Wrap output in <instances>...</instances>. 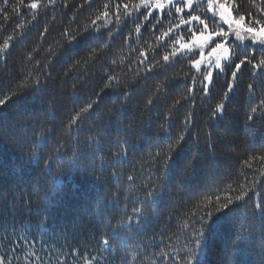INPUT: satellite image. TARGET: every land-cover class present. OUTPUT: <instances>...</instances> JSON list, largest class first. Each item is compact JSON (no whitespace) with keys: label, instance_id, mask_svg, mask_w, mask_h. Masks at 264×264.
<instances>
[{"label":"trees","instance_id":"1","mask_svg":"<svg viewBox=\"0 0 264 264\" xmlns=\"http://www.w3.org/2000/svg\"><path fill=\"white\" fill-rule=\"evenodd\" d=\"M115 2L139 4V0ZM237 2L243 5V25L248 27L247 13L251 10L255 15V8L250 9L248 0ZM31 3L38 8L30 10ZM104 3L111 6L112 0H91L90 4L85 0H55V4L49 0H7L5 4L0 0V9H4L0 11V47L5 41L9 45L0 53V99L5 100L0 106V256H20L13 264H24L28 248L11 251L9 236L15 240L25 235L37 240L32 251L51 259V264L58 259L65 264H86L81 258L84 253L89 259L102 255L100 264H160L159 248L183 247L187 230L181 225L187 219L185 213L196 212L193 204L214 187L225 189L230 176L238 172L252 178L253 170L242 168L241 163L247 154L264 152V109L251 113L264 99V71L243 66L225 101L224 114L213 119L212 109L226 90L230 71L214 73L208 96L202 95L197 83L193 96L183 99L192 76L199 81L200 73L189 63L198 59L195 54H177L168 63L162 61L173 47L179 48L175 42L179 36L169 43L175 28L169 37L157 41L161 29H153L149 17L141 27L138 44L132 43L126 37L131 33L135 39V25L122 14L119 22L110 17L111 22L92 37L83 32L77 41L68 43L74 30L82 32L84 25L91 28V19ZM256 4L264 6L262 0ZM195 7L203 19L206 3ZM227 7L231 8V0ZM179 16L173 13L164 30L178 23ZM214 27L209 24L210 30ZM65 30L68 36L63 35ZM179 35L184 36L180 43L191 40L184 26ZM140 50L161 64L145 74L137 65ZM109 74L118 79L101 92ZM37 79L39 86H35ZM249 83L254 86L251 92ZM90 102L93 108L68 127ZM189 112L192 117L185 124ZM249 114L252 121L247 119ZM181 135L184 140L175 145ZM125 139L131 148L117 162L110 153L118 150L114 147L118 140L123 143ZM169 145L175 146L169 171L157 172L153 166L161 165L162 159L156 153L163 157ZM57 148L62 149L63 158L49 172L41 157L52 160ZM129 175L134 182L127 179ZM54 177L61 181L58 188ZM256 178L262 180L258 196L250 193L247 203L236 209L232 223L222 225L219 239L201 256V264H264V222L259 212H253L256 199L264 203V178L258 174ZM150 183L162 187L148 223L143 229L116 228L120 238L113 241L112 228L133 206L128 200L142 199L143 185ZM24 221H30L31 228L24 227ZM38 223L45 225L43 230ZM161 234L165 235L163 243ZM237 234L241 240L233 250ZM101 235L110 240L107 251L97 246Z\"/></svg>","mask_w":264,"mask_h":264},{"label":"snow or ice","instance_id":"2","mask_svg":"<svg viewBox=\"0 0 264 264\" xmlns=\"http://www.w3.org/2000/svg\"><path fill=\"white\" fill-rule=\"evenodd\" d=\"M85 2L90 4L91 0H85ZM248 2L250 9L255 8L256 14L253 15L251 10L248 11L247 18L250 22V26L244 27L243 22L246 19V15L241 14L243 5L242 3H238L237 0H231V8L227 7L229 0H206L203 19L201 15L196 14L197 9L194 6V0H139V4H132L131 6L129 3H116L115 0H112L111 6L109 3H104L102 9L95 14V18L91 19V28L89 25H84L82 32L77 33L74 30L73 34L68 39V43L71 44L73 41H77V37L82 36L83 32H88L89 37H92L93 32H99L102 25L106 26L111 22L110 17H115L116 21L119 22L122 14L127 19L128 23L135 25L132 30L136 34L135 39H133L131 33L126 37V41H131L132 43L138 44L141 27L149 20V17L154 21L151 25L153 29L160 26L161 31L159 35L155 37L157 41H163L165 37H169V34L173 33V28H175L177 32L174 33L173 37L169 38V43L172 42L175 36H179V39L175 41L179 44V48L173 47L170 53H166L162 56V61L165 63L170 62V57H176L180 50L191 52L193 46L197 47L198 51L195 55L199 56V59H191L189 63L196 72L200 73V79L197 81L196 76H192L191 84L186 86L187 95L184 96L183 99H188L193 96L197 83H199L202 95L208 96L210 86L213 83V71L219 69L221 72H224L225 68L230 71V78L225 84L226 90L211 112V118L215 119L217 116L224 114L225 101L228 100L229 93L236 87L235 81L237 73L240 72L243 66H251L254 72L256 70L264 71V6H257L256 0H248ZM262 2H264V0H262ZM6 3L7 0H5V4ZM49 3L55 4V0H49ZM195 3H204V0H195ZM37 8V3L30 4V10H35ZM141 9H143V11H141ZM166 9L167 11H165ZM233 10L236 13L235 16H233ZM0 11H4V9H0ZM153 12H156L157 15L153 16ZM173 13L184 15L179 16L178 23H170V26L164 30L165 21L171 22ZM160 14H163V16ZM33 19H35L34 15ZM210 23L215 26L212 30L209 29ZM223 25H227L229 31H225ZM181 26H184V31L190 35V44L180 43V40L184 39V36L179 35ZM45 31L47 30L45 29ZM242 32L244 35L241 34ZM63 35L68 36V31L65 30ZM153 35H155L154 32ZM230 35L234 36L235 41H239L240 44L238 45L235 41L229 44L228 39ZM246 38L250 43H244ZM8 39L11 40L12 37L9 36ZM206 45L210 46L209 56H214V59L205 61L203 49ZM129 46L131 47V44ZM8 47V42L5 41L3 47H0V53L4 52ZM145 47L152 48V46L147 43H145ZM237 47L240 48L239 52L233 51V49ZM135 50L136 49H133V51ZM152 50L153 53H155V49ZM217 53L222 54L217 55ZM222 61L224 63H222ZM115 63V61H112L113 65ZM160 64V60H149L146 51H139L137 65L145 74L152 72L153 68ZM202 64L205 65L203 71H201ZM117 79L115 75H107V82L104 84L101 92L110 89L112 87L111 82ZM39 84L40 81L37 79L35 81V86H39ZM247 87L250 92L253 91L254 86L252 83H249ZM13 95H16V93H13ZM97 95H100V93H97ZM148 103L151 104L152 101L150 100ZM176 103H179V100H177ZM4 104L5 100L0 99V106ZM92 108L93 103H88L86 107H83L80 112L76 113L75 117L71 119L68 127L75 125L80 115L89 112ZM259 109H264V99H260L259 103L251 108V113H256ZM191 117L192 113L189 112L185 117V124L190 122ZM247 119L252 121V114H249ZM183 140L184 136H179L175 145H179ZM114 147L118 150L110 154L115 157L117 162H120L123 158H126L131 145L125 139L123 143L118 140ZM174 147V145H169V151L164 153L163 157H161L160 152L156 153V158L158 160L162 159L161 165L153 166L157 172L162 171L166 174L169 171L170 162L172 161L171 152L174 150ZM61 151L62 149L57 148L52 160H45L41 157L43 166L47 168L49 172L56 167V162L63 158L61 156ZM253 162L260 164L261 168H254ZM69 163L71 162L69 161ZM241 167L252 169V178H250L248 174L238 172V175L235 177L230 176V182L226 183L225 189L214 187L210 192L203 194L199 202L193 204V208L196 209V212L193 213L190 211L185 213L187 219H185L181 225L182 229L187 230L183 247L180 249L172 247L169 251H164L163 248H159V245H157V248H159L158 256L160 264H166V262L167 264H201V256L210 250L219 239L222 225L225 222L232 223V218L236 209L247 203V198L250 193L253 196H258L259 190L257 186L262 184V180L256 177L258 174L259 177L264 178V170H262L264 169V152L260 154H247L246 158H244L241 163ZM151 178L152 177H150V179ZM53 179L55 187L58 188L61 181L55 177ZM127 179L133 181V177L130 175ZM155 179L159 180V177H155ZM161 187L162 185L158 183L144 184L143 198H138L135 202L128 200V203L133 204V206L130 209V213H126L125 218L119 219L116 227L112 228L111 237L113 241H118L120 238V232L116 231V228L127 226L129 228L143 229L145 227L148 223V217L155 210L153 206L160 195ZM115 199H117V197L114 195L113 200L115 201ZM253 212L254 214L255 212H259L261 220L264 222V203H262L261 200L256 199L254 201ZM169 219H173V217H169ZM22 224L26 228H31L30 221H24ZM37 227L43 230L45 225L43 223H38ZM153 238L155 239V237ZM159 240L163 243L165 235L161 234ZM240 240L241 238L239 234H237L236 238L233 240V250L239 245ZM40 242L44 245L45 249L48 248L46 242ZM36 243V239H29L26 235L15 240L11 239L9 236L8 239V247L13 252L18 251L19 248H28V252L22 258L24 264H51V259H43L40 255H37L35 251H32ZM99 245L104 246L103 249H100L101 252L111 248L110 240L105 235H101L97 240V246ZM165 247H167V245H165ZM48 255L51 257L50 252ZM72 255H77V250L75 248H73ZM81 258L86 261V264H93V262H95V264H100V261L104 260L102 255L99 257L92 256L91 259H89L86 253L82 254ZM13 260L19 261L21 257L15 256L13 258H7L5 256H0V264H13ZM56 264H65V260L58 259ZM105 264H107V262H105ZM125 264H127V262H125Z\"/></svg>","mask_w":264,"mask_h":264},{"label":"rangeland","instance_id":"3","mask_svg":"<svg viewBox=\"0 0 264 264\" xmlns=\"http://www.w3.org/2000/svg\"><path fill=\"white\" fill-rule=\"evenodd\" d=\"M204 3H206V0H204ZM199 4H201V3H199ZM196 5H197V4L195 3V0H194V6H196ZM186 11H187V10H186ZM179 15H182V14H179ZM243 26H244V25H243ZM223 27L226 28L225 31H229V28H228L227 25H223ZM244 27H245V26H244ZM241 34L244 35L243 32H242ZM217 39H219V38H217ZM232 40L235 41V37L230 35V36H229V39H228V43L230 44V42H231ZM235 42H236L237 44H240L239 41H235ZM183 43H189V44H190V43H191V40L188 41V42H181V44H183ZM244 43L247 44V43H250V41H248L247 38H246L245 41H244ZM197 51H198L197 47H196V46H193L191 52H185L184 50H180V52H178V54H179V55H181V54L191 55V54H195ZM203 51H204L205 61H208L209 59H214V56H212V57L209 56L210 46L206 45V46L204 47ZM221 54H222V53H217V55H221ZM197 56H198V55H197ZM198 59H199V56H198ZM222 63H224V62L222 61ZM204 67H205V65L202 64V65H201V70H203ZM216 71H220V70H219V69H215V70L213 71V75H214V73H215Z\"/></svg>","mask_w":264,"mask_h":264}]
</instances>
